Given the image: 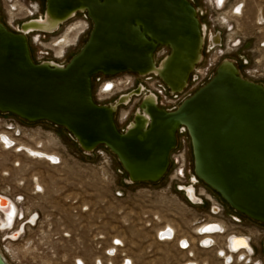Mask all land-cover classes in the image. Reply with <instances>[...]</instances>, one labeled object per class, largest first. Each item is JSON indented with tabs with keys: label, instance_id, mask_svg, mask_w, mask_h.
<instances>
[{
	"label": "water",
	"instance_id": "95a60500",
	"mask_svg": "<svg viewBox=\"0 0 264 264\" xmlns=\"http://www.w3.org/2000/svg\"><path fill=\"white\" fill-rule=\"evenodd\" d=\"M49 8L85 11L91 22L88 37L64 66L35 63L25 36L0 22V112L27 122L48 121L61 126L85 152L81 144L107 147L130 183L159 181L169 166L176 128L183 125L197 178L231 209L264 225L261 84L242 79L232 63L230 69L221 63L176 110L166 111L147 102L149 119L138 132H120L115 125V108L125 103L122 96L114 108L97 104L92 97V76L126 71L141 75L153 63L157 46L170 49L167 73L177 65L183 67L184 87L202 46L191 1L45 0V10ZM158 76L171 91H181L165 76ZM139 89L126 95L130 98ZM139 107L143 110V101ZM0 264L8 263L0 256Z\"/></svg>",
	"mask_w": 264,
	"mask_h": 264
},
{
	"label": "rangeland",
	"instance_id": "374dc122",
	"mask_svg": "<svg viewBox=\"0 0 264 264\" xmlns=\"http://www.w3.org/2000/svg\"><path fill=\"white\" fill-rule=\"evenodd\" d=\"M43 1L0 0V22L17 33L22 21L42 13ZM190 1L206 26L203 62L197 65L202 74L189 81L178 102L203 86L224 58L235 64L241 77L264 84V0H222L220 6L217 0ZM11 18L14 20L9 24ZM71 23L86 26L57 58L54 40H59ZM87 23L89 19L81 13L51 35L30 34L33 62L55 60L65 65L85 43L91 28ZM212 34L220 36L216 45L210 44ZM161 51L162 47L155 51L156 59L161 57ZM96 78L103 80L99 74L92 76V93L98 84ZM130 119L131 116L125 124L117 122L120 132ZM19 123L26 130L16 146L21 150L0 149V193L16 201L14 227L24 220L18 219L22 215L37 213L38 219L32 226L26 224L14 241L5 238L7 231L0 230V249L10 264H123L127 260L130 264H181L188 260L221 264L214 250L193 248L191 258L187 252L179 251L174 241L156 238V233L167 226L191 234L197 216L206 210V205H190L177 188L180 184L205 185L191 178L192 154L185 133L177 134L178 144L173 151L184 150L183 177L175 174L178 165L173 161L160 182L130 183L116 157L103 145L87 153L61 126L21 119ZM22 146L53 153L59 164L49 165L44 157L30 158ZM36 181L41 186L38 192ZM224 204L229 215L232 209ZM258 228L243 220L240 230L256 240L254 232ZM111 247L115 253L109 256L106 251Z\"/></svg>",
	"mask_w": 264,
	"mask_h": 264
},
{
	"label": "built area",
	"instance_id": "2783aa9c",
	"mask_svg": "<svg viewBox=\"0 0 264 264\" xmlns=\"http://www.w3.org/2000/svg\"><path fill=\"white\" fill-rule=\"evenodd\" d=\"M219 0H217V3ZM162 47V46H161ZM159 47V48H161ZM167 50L166 46L162 47L161 57L166 53L163 51ZM43 60L41 62H45ZM55 61V60H50ZM56 62V61H55ZM59 65H61L59 63ZM197 74H202L201 69H193L189 74V81L198 78ZM103 80L96 78L98 81L96 89L92 93V97L95 103L108 105L111 103H116L117 99L121 96L132 93L138 87L140 91L144 93L154 94L158 106L164 110L172 111L176 106L180 105L178 102V97L182 94L181 92L171 91L161 78L156 74L140 75L134 72L126 71L112 76H102ZM212 77V76H211ZM210 77V78H211ZM137 78H142L143 81H138ZM209 78V79H210ZM140 95L132 94L130 100L125 103H120L117 105V110L114 113L117 122L126 123L127 116H131L134 107L138 105ZM137 108H135L136 110ZM20 118L11 113L0 112V149L3 151H14L16 152V146L20 143L22 136L26 134L22 126L19 123ZM185 133L188 141L190 139L185 126L180 125L178 129V134ZM178 144V142H177ZM177 148V145L170 151L169 161L175 162L178 165L175 174L183 177L184 168V150L177 153L173 151ZM90 152V151H89ZM30 158L34 157L39 159V157L34 152H26ZM49 165H58L59 158L52 159L51 157L43 158ZM193 185V186H192ZM177 185L178 191L183 192V196L192 206H202L206 205V210H203L196 218V226L191 231L188 232H178L173 229L170 235L165 234V232H157L156 238L158 241L169 240L174 241L176 248L179 251L187 252L189 257L192 258L191 250L194 249H211L214 250L216 256L220 259L221 264H264V225L256 223L243 215L232 209L229 215L225 212V202L218 195L215 196L214 191L208 189L207 186L196 187L195 184ZM192 187L195 190L196 196L198 197V202H191L187 197L185 189ZM3 194L0 193V196ZM5 197V196H4ZM11 202V198L5 197ZM224 202V203H223ZM228 206V205H227ZM230 208V207H229ZM18 219H24L14 227V223L6 229L8 233L5 234V238L14 241L17 240L21 234L24 232V226L34 225L38 219L37 213H30L26 217L22 215ZM243 220H247L249 223L256 224L259 226L255 230L257 235L256 240H252L251 236L245 235L247 237L248 247H240L237 249L232 248L231 244L234 240L240 238L243 235L240 229H242ZM220 227L206 230L212 227ZM14 227V228H13ZM253 233V232H252ZM208 241V244L205 242ZM107 249L106 254L109 256L114 255L115 250ZM189 261V260H188ZM192 264H198L197 261H191ZM123 264H130L127 260Z\"/></svg>",
	"mask_w": 264,
	"mask_h": 264
},
{
	"label": "bare ground",
	"instance_id": "6f19581e",
	"mask_svg": "<svg viewBox=\"0 0 264 264\" xmlns=\"http://www.w3.org/2000/svg\"><path fill=\"white\" fill-rule=\"evenodd\" d=\"M221 2H222V0H219L217 5L220 6ZM43 4H44L43 11H42V13L39 16H36V17H33V18H28V19L22 21L18 25L17 33H21V34H23L25 36V38L27 40V43H28V48H29L30 55H31V50H30V46H29V35L30 34L37 33V34H42V35H46V34L51 35V34L55 33L60 28V26L62 24L66 23L70 19L74 18L77 14L85 13V15H86V12L82 11V9H80V11H75V12H74V10H71V11L70 10L60 11L58 9H53V8H49L48 10H45V0L43 1ZM191 4L194 7L196 18L198 19V22L200 24V39L202 41V46H201V50H200L199 54L195 57V60L199 59V61L193 66V68H191V71L189 72V74L193 71V69H199L200 66H197V65H199L200 63L203 62L202 51H203V48H204L205 36H206V26L201 24V22H200V20L198 18V9H196V7L193 5V3H191ZM13 20L14 19L11 18L10 21H9L10 22L9 24H12ZM84 24H82V25L79 24L77 27L75 26L74 23L69 24L62 31V33L60 34L59 37H61V38L59 40H57V38L54 40L55 41L54 45L57 48L56 49L57 50V55L55 57L58 58V57L62 56V53H63V50H64V46L69 44V43H73L74 42L77 34L83 30L84 26H86V23H84ZM90 24H91V22H90ZM3 25L7 28V26L5 24H3ZM209 39H210V44L211 45H216L218 40L220 42V36L219 35H213L212 34V35H210ZM159 47H161V46H157L155 51ZM162 47H165V46H162ZM166 48L168 49L167 54H165L164 56H162V57H160L158 59H156L155 54H154L155 51H154V53H153V63L151 64L150 67H148L145 70L141 71V73H143L141 75L156 74V75L165 76L166 80L168 81V83L174 89L181 90L180 92L183 93V91L187 88V86L189 84V77L187 79L186 85L183 87L184 82H183V78H181V69L183 67L178 68L180 65H177L174 70H170L167 73V71H168V62H169V59H170L168 57V55L170 53V49L168 47H166ZM182 52H183V50H182ZM182 52L180 51L179 53L182 54ZM31 58H32V55H31ZM32 61H33V59H32ZM45 62H52V63H55V64L59 65V63L55 62V61L46 60ZM39 63H42V62H39ZM221 63H222V67L225 68V69H230L231 63L233 65H235L232 61H230L227 58L222 59L218 63V65L221 64ZM62 66H64V65H62ZM57 67L59 68V66H57ZM237 74L240 76L238 69H237ZM99 75L104 76L102 74H99ZM241 78L245 79L243 77H241ZM245 80L251 81V80H248V79H245ZM251 82H253V81H251ZM254 83H256V82H254ZM258 84H261L264 87V84L262 82H258ZM138 95H140V98H139V101H138L137 109L136 110L134 109L132 111L133 113L131 115V119L124 126V129H123L122 132H125V131H128V132H136L137 131L138 132L139 128L140 129H145V125H146V123H147V121L149 119V117H148V115L146 113V110H145L147 102L155 103V105L157 107H159L158 103H157V99H156L154 94H152V93L151 94H149V93H144L143 94L140 91V89H139ZM128 97L129 96H127V95H123L120 98V100L122 102H127L128 100H130V98H128ZM142 101H143V110H141L140 107H139V105H140V103ZM110 105L112 106V108H114V103H111ZM178 106H176V108L174 110H176ZM116 110H117V107L115 108V111ZM174 110H172V111H174ZM166 111H168V110H166ZM128 117H129V115L127 116V119H128ZM134 117H136V118L133 119ZM114 122H115V125L117 127V121L115 119V116H114ZM179 128H180V125L176 128V131H175V138H176L175 146L177 145V140H178L177 134H178V129ZM81 145L86 148L85 150H87V153L89 151H94L99 146V145H97L94 148H92V146L88 147V146H85L84 144H81ZM78 147H79V149L82 150V148H80L79 145H78ZM190 147H191V144H190ZM23 149L26 150L27 152H34L39 158L51 157L52 159H56V155L53 154V153H47L45 151L32 149V148H29L27 146H22V150ZM20 150L21 149L16 148L15 151L18 152ZM169 154H170V152H169ZM169 163H170V161H169ZM168 168H169V166H168ZM167 171H168V169H167ZM167 171L165 172V174L157 182H160L162 180V178L165 177V175L167 174ZM126 176H127V174H126ZM191 178L194 181L198 180L197 176L194 174V171H193V159H192V174H191ZM35 183H36V186H37V191L36 192H38V191L41 190V186L37 184V181ZM190 185H192V184H190ZM185 191H186V194H187L188 198H190L194 202L198 201V197L196 196L195 190L192 189V187L186 188ZM4 196L5 195L0 196V230H5L6 231V229L9 228L15 222V219H16V217L18 215V207H17L16 201H13L11 199V202H10L9 200H7L5 198L7 196H5V197ZM8 199H10V198H8ZM215 228H220V227L219 226L218 227H212V228H209V229H206V230H210V229H214L215 230ZM172 231H173V228L171 226H167L166 228L161 230V232H165V234H167V235L168 234L170 235V233ZM205 244H208V241H206ZM231 246L234 249H237V248H240V247H248L247 237L244 234L240 235V238L234 240L232 242ZM0 256L3 258L5 263L10 264L7 261L6 257H5V253L2 252L1 249H0ZM181 264H192V262L191 261H184Z\"/></svg>",
	"mask_w": 264,
	"mask_h": 264
},
{
	"label": "flooded vegetation",
	"instance_id": "af4514ba",
	"mask_svg": "<svg viewBox=\"0 0 264 264\" xmlns=\"http://www.w3.org/2000/svg\"><path fill=\"white\" fill-rule=\"evenodd\" d=\"M78 15V14H77ZM76 15V16H77ZM90 22V21H89ZM88 24V23H87ZM90 24V23H89ZM89 24H88V26H89ZM91 25V24H90ZM88 26H87V29H88ZM169 167H170V163H169ZM208 189H210L209 187H208ZM211 190V189H210ZM213 191V190H212ZM219 196V195H218Z\"/></svg>",
	"mask_w": 264,
	"mask_h": 264
}]
</instances>
